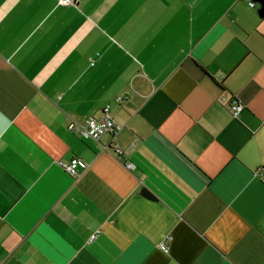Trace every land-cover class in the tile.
<instances>
[{
    "label": "crops",
    "instance_id": "0c3cea01",
    "mask_svg": "<svg viewBox=\"0 0 264 264\" xmlns=\"http://www.w3.org/2000/svg\"><path fill=\"white\" fill-rule=\"evenodd\" d=\"M263 164L264 0H0V264H264Z\"/></svg>",
    "mask_w": 264,
    "mask_h": 264
},
{
    "label": "built area",
    "instance_id": "2783aa9c",
    "mask_svg": "<svg viewBox=\"0 0 264 264\" xmlns=\"http://www.w3.org/2000/svg\"><path fill=\"white\" fill-rule=\"evenodd\" d=\"M61 3H68L69 0H59ZM253 5V2L250 3ZM124 96H117L116 101H122ZM222 102L225 103L226 107L229 109L232 116L237 117L243 108L242 103L238 100L232 98L227 100L225 96L220 98ZM110 105L106 104L102 108V113L100 117L90 116L88 117L84 124L77 125L74 122H70L68 127L71 130H77L79 136L84 138H91L93 140H99V138L104 134H109L111 136L116 135L119 130V126L116 124L110 113ZM112 150L117 156L122 154L121 148L117 144H112ZM83 162L78 157H72L68 161L61 162V166L65 172L69 175L75 177L79 174L80 168L83 166ZM128 168H132L133 164L131 162H125ZM261 173L264 174V164L260 169ZM159 250L163 253L168 252V246L166 243H160L158 246Z\"/></svg>",
    "mask_w": 264,
    "mask_h": 264
}]
</instances>
